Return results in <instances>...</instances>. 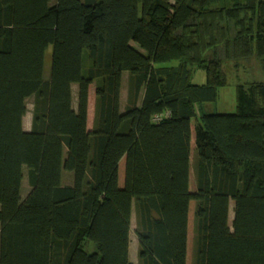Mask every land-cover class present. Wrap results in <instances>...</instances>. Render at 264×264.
Instances as JSON below:
<instances>
[{"label": "trees", "instance_id": "16d2710c", "mask_svg": "<svg viewBox=\"0 0 264 264\" xmlns=\"http://www.w3.org/2000/svg\"><path fill=\"white\" fill-rule=\"evenodd\" d=\"M252 56L264 0H0V264H132L133 209L137 264H264V82L202 108Z\"/></svg>", "mask_w": 264, "mask_h": 264}, {"label": "rangeland", "instance_id": "374dc122", "mask_svg": "<svg viewBox=\"0 0 264 264\" xmlns=\"http://www.w3.org/2000/svg\"><path fill=\"white\" fill-rule=\"evenodd\" d=\"M54 1V0H52ZM51 53H52V47L48 46L45 51V57H44V76L47 78L49 76V69L51 64ZM237 60V59H236ZM240 60V59H238ZM235 60H229L228 63L225 64V73L227 77V84L220 87L218 89V95L215 102H209L202 104V108L204 111L208 112H221V113H229L234 112L236 108V96H235V87L237 83H244L247 81H262L264 82V72L261 70V65L257 59H255L253 56L243 60L241 59L238 61V66L235 68L234 62ZM126 79H127V72L123 73V85H122V94L124 95V90L126 89ZM192 82L194 83H203L205 82V74L203 70H196L191 78ZM77 91V86L73 85V96L75 100ZM94 86L91 85L89 89V123L88 127H91V119L92 115L94 117V113L91 114L92 111H94ZM26 113L22 120V125L25 130H29L31 126V118H32V104L33 100L31 97L26 99ZM75 104V102H74ZM94 119V118H93ZM93 122V120H92ZM191 143L193 142V137L191 140ZM194 144L192 145V152ZM193 158V156H192ZM120 176H123V165H120ZM22 195L26 193L29 190V185L27 183V177H26V167L23 168V180H22ZM233 201H230L229 204V223L232 220L233 217ZM191 220V218H190ZM135 222H136V216L135 211L133 209L132 211V219H131V232H130V245L132 250V257L137 258V250H138V242L136 239V236L134 234V228H135ZM191 227V222H190ZM189 237H191V228H190V234ZM138 263V258H137Z\"/></svg>", "mask_w": 264, "mask_h": 264}, {"label": "crops", "instance_id": "0c3cea01", "mask_svg": "<svg viewBox=\"0 0 264 264\" xmlns=\"http://www.w3.org/2000/svg\"><path fill=\"white\" fill-rule=\"evenodd\" d=\"M122 85H123V80H122ZM123 89H121V94H120V108L122 109L125 105V101H126V89L124 90V95L122 94ZM91 114H93V111L91 112ZM89 115H90V111H89V101H88V114H87V125L90 122L89 121ZM93 120V115H92V119H91V123ZM129 259L130 262H132V264H137V258L135 260V258L132 257V250H131V245L129 243Z\"/></svg>", "mask_w": 264, "mask_h": 264}, {"label": "built area", "instance_id": "2783aa9c", "mask_svg": "<svg viewBox=\"0 0 264 264\" xmlns=\"http://www.w3.org/2000/svg\"><path fill=\"white\" fill-rule=\"evenodd\" d=\"M161 119V116H154V118H153V121H158V120H160Z\"/></svg>", "mask_w": 264, "mask_h": 264}]
</instances>
